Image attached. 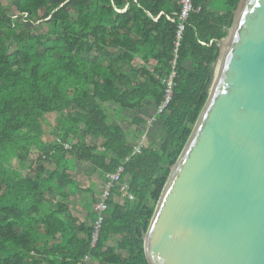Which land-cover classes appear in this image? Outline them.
<instances>
[{"label":"trees","instance_id":"16d2710c","mask_svg":"<svg viewBox=\"0 0 264 264\" xmlns=\"http://www.w3.org/2000/svg\"><path fill=\"white\" fill-rule=\"evenodd\" d=\"M16 1L17 15L0 0V264H79L87 253L98 264H149L143 231L210 99L219 44L230 35L241 0H213L214 9L193 0L201 11L191 15L183 36L173 102L157 119L165 138L137 155L134 146L148 122L139 116L125 122L138 130L131 141L105 108L162 104L177 31L168 17L179 12V0ZM50 115L56 116L53 129ZM51 130L59 143L46 140ZM93 138L102 142L87 143ZM71 156L106 176L131 156L123 178L130 183L126 203H117L116 190L94 249L91 229L87 241L78 240L62 218L78 188L68 174ZM53 193L62 199L57 210L43 200ZM90 218L93 223L95 214ZM120 236L116 247L107 245Z\"/></svg>","mask_w":264,"mask_h":264},{"label":"water","instance_id":"95a60500","mask_svg":"<svg viewBox=\"0 0 264 264\" xmlns=\"http://www.w3.org/2000/svg\"><path fill=\"white\" fill-rule=\"evenodd\" d=\"M210 99L143 231L149 264H264V0H241Z\"/></svg>","mask_w":264,"mask_h":264},{"label":"crops","instance_id":"0c3cea01","mask_svg":"<svg viewBox=\"0 0 264 264\" xmlns=\"http://www.w3.org/2000/svg\"><path fill=\"white\" fill-rule=\"evenodd\" d=\"M203 3H205L209 9H211V3L213 0H201ZM155 62L152 64V68H154ZM191 66L190 63H187V68ZM157 106L156 104H145V106L137 111H123L120 112L117 107H106L107 113L112 117V122H118L122 124L123 129L129 133V140L135 141V133H137V127L133 126L132 128H128V126L125 124L126 121H133L137 116L141 117L145 121H149L152 118H154L157 115ZM51 125L48 129H53L56 123L53 122L51 119ZM149 127V128H148ZM158 133V134H157ZM146 137V142H144ZM165 138L164 134V127L163 124L160 121H157L152 126H147L144 129V133L141 136V139L138 141V143L141 141L145 145H153L157 144L159 145ZM46 140L48 142H54L55 140V134L52 132V130L49 132ZM76 140V139H75ZM158 141H160L158 143ZM75 142V141H74ZM73 142V143H74ZM98 142V143H97ZM102 140L98 141L97 139H88L87 143H97L100 144ZM58 143V142H57ZM70 143V144H73ZM137 143V144H138ZM71 161V167L68 170V174L70 175V179L73 183L77 184L78 188L74 189L72 191V194L70 195V199L68 201V208L64 210V213L62 214V218L67 219L66 224L69 226H72L74 228V232H72V235H76V238L78 240H88V231L92 228V219L90 216L94 214L93 206L90 205L91 202L98 201L102 193V189L104 188V184L107 180V176L104 175L102 172H98L95 166L83 162L81 160H77L74 156L69 157ZM48 174L52 172L53 165L48 164ZM28 175L27 170H24L22 173V178H25ZM45 202H47V206L50 208L53 207L54 209H58L57 206L59 203H62V199L56 194H50L47 197L43 198ZM117 203L121 205H125L126 203V196L122 198L116 199ZM116 203V205H118ZM75 220V222H73ZM46 220L42 221V224H44ZM82 228V231H81ZM38 233L40 234V239H47L45 229L41 226L38 229ZM121 236L118 238H114L112 241L108 242L109 247H116L119 244V241L121 240ZM59 236L57 237V241H59ZM52 248V245L50 249ZM40 249L42 251L45 250V245L41 244ZM88 254V253H87ZM86 254V255H87ZM91 255V254H90ZM35 255H32V258H35ZM40 258H48L47 256H40ZM48 264V263H44ZM93 264H98L97 262L93 261ZM106 264V263H105Z\"/></svg>","mask_w":264,"mask_h":264},{"label":"built area","instance_id":"2783aa9c","mask_svg":"<svg viewBox=\"0 0 264 264\" xmlns=\"http://www.w3.org/2000/svg\"><path fill=\"white\" fill-rule=\"evenodd\" d=\"M180 10L174 13V17H168V20L172 23L177 24L176 38L174 41V52L173 60L171 62V72L167 80L163 81L165 85V98L161 105L157 108V115L148 121V126H152L160 117L164 114L169 106L173 102L174 92L176 88V80L178 77L177 66L180 60V52L182 48V40L184 33L188 27V22L192 14L199 13L201 7H195L193 0H179ZM25 23H28V15H24ZM149 128V127H148ZM59 143L60 141L57 140ZM145 144L139 142L134 146V152L132 155L141 154ZM65 149H70V144H63ZM131 156H128L123 160L117 172L109 174L107 180L104 184L103 191L99 201L94 204L93 211L95 214V220L92 224L91 234H90V249H94L99 243L101 233L103 230V225L107 219L108 211L112 208V199L114 198V192L120 190L122 197L127 196L130 191V183L127 180H123L126 173V163L130 160ZM79 264H93L90 253L85 255L79 262Z\"/></svg>","mask_w":264,"mask_h":264},{"label":"rangeland","instance_id":"374dc122","mask_svg":"<svg viewBox=\"0 0 264 264\" xmlns=\"http://www.w3.org/2000/svg\"><path fill=\"white\" fill-rule=\"evenodd\" d=\"M2 3H3V6L4 7H6V8H8L12 13L14 12L16 15L17 14H19V13H17L16 11V5H17V1L16 0H2ZM215 4V3H214ZM217 5H218V3H216ZM211 8H213L214 9V5H213V2L211 3ZM27 27L29 28V29H31L32 27H33V24H27ZM34 29H35V31L37 32V31H39L40 30V28L38 27V28H36V27H34ZM49 117V119H51L53 122L55 121V118H56V116L55 115H50V116H48ZM132 121V120H131ZM158 134V133H157ZM143 139H145L144 140V142H146V137H144ZM160 141H158V143H159ZM157 145V144H156ZM102 191H103V189H102ZM99 197H101V196H99Z\"/></svg>","mask_w":264,"mask_h":264}]
</instances>
